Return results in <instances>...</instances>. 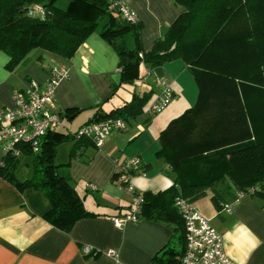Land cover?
Here are the masks:
<instances>
[{
  "label": "trees",
  "instance_id": "1",
  "mask_svg": "<svg viewBox=\"0 0 264 264\" xmlns=\"http://www.w3.org/2000/svg\"><path fill=\"white\" fill-rule=\"evenodd\" d=\"M117 1L0 0V51L8 55V67L33 49L69 59L90 33L98 31L119 57L120 85H135L140 63L151 70L180 60L191 69L198 89L196 102L159 135L157 154L169 165L173 182L157 192H141L138 213V218L164 223L172 231L150 263L179 264L185 226L174 204L177 197L194 202L226 182L243 192L256 188L253 194L264 198V0H175L183 12L148 51L142 47L140 22L124 18ZM131 92L129 100L91 119L113 116L128 122L146 112L148 123L153 116L152 104L148 105L152 91L135 85ZM75 132L53 128L40 138L38 152L24 149L33 166L28 178L17 177L20 156L9 152L0 165V176L19 189L32 187L46 195L51 207L43 217L63 231L78 219L95 215L58 172L55 161L56 146L62 141L95 145L76 139ZM212 200L219 204L216 194ZM85 254L96 255L94 250Z\"/></svg>",
  "mask_w": 264,
  "mask_h": 264
},
{
  "label": "crops",
  "instance_id": "2",
  "mask_svg": "<svg viewBox=\"0 0 264 264\" xmlns=\"http://www.w3.org/2000/svg\"><path fill=\"white\" fill-rule=\"evenodd\" d=\"M125 1L137 13L144 51L151 49L184 10L175 0ZM127 36L126 42L131 46L132 38ZM45 55L49 62L40 63L38 58ZM52 59L68 68L49 105L60 115L55 130L73 133L96 113H106L130 99L125 94L128 89L120 85L116 50L98 31H93L69 59L33 49L21 62L8 67L9 57L0 51V106L12 105L13 90L33 83L43 87ZM186 68L182 61L171 60L147 74V66L140 63L144 83L140 88L152 91L148 105L161 95L163 80L170 83L173 91L168 105L148 123L146 112L128 121L125 129L108 136L100 147L89 142L74 144L73 139L63 153L56 146L58 172L76 188L86 209L95 213L78 219L69 231L57 229L44 219L51 203L42 191L32 187L19 189L0 176V264H151L172 231L164 223L146 217L120 225L113 222V216L127 212L132 204L131 194L113 176L115 159L141 160L142 171L131 172L129 178L140 193L157 192L172 184L174 175L157 151L160 132L191 106L198 93L193 74ZM2 158L0 144V161ZM30 176L17 174L19 179ZM213 194L218 205L212 200ZM194 204L222 235L224 250L236 264H264V198L225 182L208 189ZM85 246L96 255L85 254Z\"/></svg>",
  "mask_w": 264,
  "mask_h": 264
},
{
  "label": "built area",
  "instance_id": "3",
  "mask_svg": "<svg viewBox=\"0 0 264 264\" xmlns=\"http://www.w3.org/2000/svg\"><path fill=\"white\" fill-rule=\"evenodd\" d=\"M121 15L127 20H137V13L125 0L117 1ZM47 82L43 87L31 84L25 89L12 91V105L0 106V144L3 156L11 152L24 156V149L32 153L40 150V138L50 129L60 124V115L49 105L54 100L59 82L67 76L66 65L51 60ZM150 70L147 69V74ZM173 99V91L169 82L163 80L161 95L150 106V113L155 114L168 105ZM127 122L121 117L106 116L91 119L76 130V139L85 138L100 147L104 140L115 131L126 128ZM116 181L132 196L131 208L127 212L112 217L116 225L126 221L138 220L142 202L141 193L130 183V173L142 171L141 160L132 157L125 160L115 159ZM2 165V160L0 161ZM88 187L95 188L93 184ZM256 188L248 192L254 193ZM259 189V188H257ZM264 190V187L261 188ZM184 219L185 246L179 264H236L225 252L222 235L211 225L209 218L203 215L193 201L177 197L174 201ZM84 253L91 251L85 246Z\"/></svg>",
  "mask_w": 264,
  "mask_h": 264
},
{
  "label": "rangeland",
  "instance_id": "4",
  "mask_svg": "<svg viewBox=\"0 0 264 264\" xmlns=\"http://www.w3.org/2000/svg\"><path fill=\"white\" fill-rule=\"evenodd\" d=\"M59 2L60 3H63V2H66V0H59ZM130 35H128L127 37H129ZM130 38H131V36H130ZM42 60H43V63L44 64H46V63H48L49 62V56H43V58H42ZM187 69V71L188 72H190V73H192L191 72V69H189L188 67L186 68ZM141 71L139 72V78H137L136 80H135V85H137V86H143V84L144 83H142L141 82ZM134 84L132 85V84H129V85H126V88L128 89V91L127 92H125V94L127 95V97L128 98H131V95H132V89L134 88V86H135ZM121 92H122V90H120ZM196 98H195V100H194V102L191 104V106L192 105H194L195 104V102H196V99H197V95L195 96ZM151 99V98H150ZM154 115V114H153ZM180 115V114H179ZM178 115V116H179ZM178 116H176V117H178ZM175 117V118H176ZM151 118H153V116L152 117H150V119ZM174 119V118H173ZM172 120V119H171ZM170 120V121H171ZM169 121V122H170ZM72 140H70V139H67V140H65V141H62V142H60L58 145H57V151L59 152V153H63L64 151H65V149H66V147L68 146V145H70V144H72ZM20 159L22 160V165H21V167L19 168V170H18V172H17V174L19 175V176H22V175H32V173H33V166H32V163H31V157H29V156H22V157H20ZM24 161H27V164H25L24 163Z\"/></svg>",
  "mask_w": 264,
  "mask_h": 264
}]
</instances>
